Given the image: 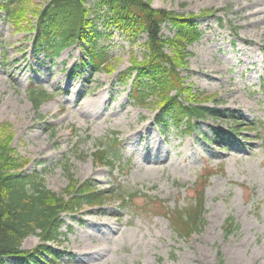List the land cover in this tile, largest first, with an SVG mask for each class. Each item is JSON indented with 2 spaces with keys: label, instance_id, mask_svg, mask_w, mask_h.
<instances>
[{
  "label": "rangeland",
  "instance_id": "rangeland-1",
  "mask_svg": "<svg viewBox=\"0 0 264 264\" xmlns=\"http://www.w3.org/2000/svg\"><path fill=\"white\" fill-rule=\"evenodd\" d=\"M151 1L155 8L186 15L215 12L196 19L204 35L189 47L182 74L196 90L214 95L210 107L242 117L241 127L230 117H207L184 132L159 123L155 104L135 103L131 82L121 83L118 74L131 67L133 56L144 59L147 35L136 41L117 30L110 35L100 19L105 35L99 43L118 68L96 72L83 63L84 43L48 58L35 47L32 33L16 31L3 13L0 135L3 123L13 126L12 146L30 159L24 172L43 176L49 189L63 194L71 173L80 183L110 191L103 205L62 214V242L54 244L62 263L264 264V0ZM163 33L174 31L164 25ZM39 86L54 98L36 108L28 90ZM98 140L113 156L120 150L114 168L95 161ZM209 172L215 173L206 180ZM203 185L205 224L188 238L141 196L183 207ZM136 190L137 205L122 207L116 196ZM229 216L239 227L228 234ZM42 242L31 234L23 248Z\"/></svg>",
  "mask_w": 264,
  "mask_h": 264
},
{
  "label": "trees",
  "instance_id": "trees-1",
  "mask_svg": "<svg viewBox=\"0 0 264 264\" xmlns=\"http://www.w3.org/2000/svg\"><path fill=\"white\" fill-rule=\"evenodd\" d=\"M3 13L16 31L32 33L35 47L48 58L55 59L65 49L84 43L87 58L83 63L96 72L114 73L118 68L111 61L108 48L99 43L105 35L99 30L100 19L110 35L121 31L133 41L147 35L144 59L133 56L131 67L118 74L121 83L131 82L135 103L144 107L155 104L159 123L184 132H193L207 117H230L235 127L243 125L242 117L236 113L210 107L214 95L196 90L182 74L192 55L189 47L204 35L196 19L215 14L211 9L186 15L155 8L151 0H95L92 5L88 0H47L45 6L35 4V0H0V18ZM164 25H170L172 36L163 33ZM28 94L36 108L54 98L41 86L30 87ZM12 128L10 123H3L0 135V264H8L9 258L26 264H65L54 246L62 242V214L74 213L84 206L103 205L111 200L107 194L110 191L80 183L71 173L63 194L49 189L43 176L24 172L30 159L19 156L12 146ZM96 146L95 161L114 168L120 150H115L113 156L104 141L98 140ZM214 173L203 177L207 180ZM205 187L198 188L197 195L183 207L170 208L166 201L141 196L147 198L146 206L169 219L180 237L188 238L205 224ZM139 194L136 190L116 197L122 207L128 208L137 205ZM238 227L233 216L226 219V233ZM31 234H39L43 242L27 250L23 243Z\"/></svg>",
  "mask_w": 264,
  "mask_h": 264
}]
</instances>
